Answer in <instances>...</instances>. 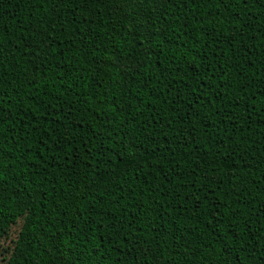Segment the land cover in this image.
Instances as JSON below:
<instances>
[{
    "label": "trees",
    "instance_id": "obj_1",
    "mask_svg": "<svg viewBox=\"0 0 264 264\" xmlns=\"http://www.w3.org/2000/svg\"><path fill=\"white\" fill-rule=\"evenodd\" d=\"M5 264H264V0H0Z\"/></svg>",
    "mask_w": 264,
    "mask_h": 264
},
{
    "label": "rangeland",
    "instance_id": "obj_2",
    "mask_svg": "<svg viewBox=\"0 0 264 264\" xmlns=\"http://www.w3.org/2000/svg\"><path fill=\"white\" fill-rule=\"evenodd\" d=\"M28 201L24 195L12 192L6 201L0 199V264H5L12 253Z\"/></svg>",
    "mask_w": 264,
    "mask_h": 264
}]
</instances>
